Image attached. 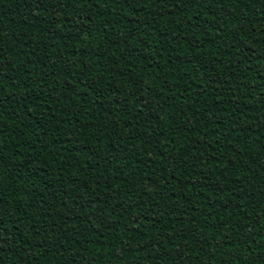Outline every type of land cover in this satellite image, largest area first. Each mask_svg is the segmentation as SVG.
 I'll use <instances>...</instances> for the list:
<instances>
[{
    "label": "trees",
    "instance_id": "16d2710c",
    "mask_svg": "<svg viewBox=\"0 0 264 264\" xmlns=\"http://www.w3.org/2000/svg\"><path fill=\"white\" fill-rule=\"evenodd\" d=\"M0 264H264V0H0Z\"/></svg>",
    "mask_w": 264,
    "mask_h": 264
}]
</instances>
